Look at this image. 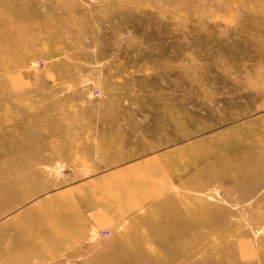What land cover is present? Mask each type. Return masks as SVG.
Here are the masks:
<instances>
[{
    "label": "rangeland",
    "instance_id": "1",
    "mask_svg": "<svg viewBox=\"0 0 264 264\" xmlns=\"http://www.w3.org/2000/svg\"><path fill=\"white\" fill-rule=\"evenodd\" d=\"M0 264H264V0H0Z\"/></svg>",
    "mask_w": 264,
    "mask_h": 264
},
{
    "label": "crops",
    "instance_id": "2",
    "mask_svg": "<svg viewBox=\"0 0 264 264\" xmlns=\"http://www.w3.org/2000/svg\"><path fill=\"white\" fill-rule=\"evenodd\" d=\"M97 213V214H96ZM102 217V219L100 218ZM89 221L97 228L106 229L108 227V217H105L101 210H94L88 214Z\"/></svg>",
    "mask_w": 264,
    "mask_h": 264
}]
</instances>
